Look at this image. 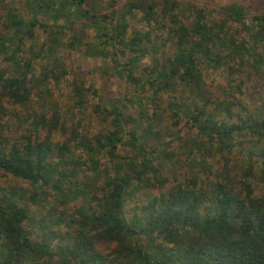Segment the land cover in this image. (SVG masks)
<instances>
[{
  "label": "trees",
  "instance_id": "obj_1",
  "mask_svg": "<svg viewBox=\"0 0 264 264\" xmlns=\"http://www.w3.org/2000/svg\"><path fill=\"white\" fill-rule=\"evenodd\" d=\"M17 3L0 0V112L17 109L20 133H0V176L23 186L0 183V264H264V83L255 109L241 100L248 80L264 78V13L194 0H129L112 12L100 0ZM75 51L110 60L125 84L104 103L73 83L76 108L100 99L94 135L67 127L55 98L63 53ZM208 70L226 73L225 99L205 92ZM165 132L188 161L169 187ZM154 188L139 205L137 193Z\"/></svg>",
  "mask_w": 264,
  "mask_h": 264
},
{
  "label": "rangeland",
  "instance_id": "obj_2",
  "mask_svg": "<svg viewBox=\"0 0 264 264\" xmlns=\"http://www.w3.org/2000/svg\"><path fill=\"white\" fill-rule=\"evenodd\" d=\"M8 2L15 1L16 4L13 7L22 10V4L17 3L19 0H6ZM129 0H100L101 7L103 11H121L124 8V5ZM198 4L208 6L211 10L215 12L221 11V9L227 5L231 4H241L243 5L250 14V17L261 15L264 13V0H194ZM1 5V4H0ZM1 8V6H0ZM2 15L5 14L4 10L0 9ZM141 17V15H140ZM139 17V18H140ZM134 21L133 28L142 29L143 31L148 30V27L144 23H137ZM69 38V37H68ZM156 43V40H155ZM157 45H161L160 42ZM64 61L67 65L68 76L63 81L59 90L55 92L56 102L61 110V114L66 120L67 127L70 128L73 124H81L89 132V135H94L98 133L101 126L97 118L93 115L92 109L95 103L99 102V98L93 93L90 94L89 99L92 104L86 105L83 108H76L73 101H71L72 95V86L73 83L77 82L83 84L86 88L92 87L96 89L99 93V96L103 99L104 103L106 100H116L122 99L125 95V84L124 82L116 75L115 71L111 69V61L104 59H95L93 57H88L82 52H64L63 53ZM153 56H149L143 65L152 64ZM227 75L225 72L208 70L205 77V92L212 97H220L225 99L227 96L223 90L227 85ZM264 83V78H254L253 80H248L243 87L241 100L244 101V104L247 105L250 109H255L259 106L260 102V89L261 85ZM238 94V93H236ZM230 95V94H229ZM6 109L11 112V115H4L0 112V133L7 135L12 141L20 136V133L15 129L14 125V114L17 112L10 104H5ZM164 127H169L171 133L174 131L172 128L170 119L165 116ZM4 125V127H2ZM4 129V131L2 130ZM170 133V132H169ZM182 136H185V133H182ZM64 137H61V133L56 134V140H64ZM164 143L166 150L170 152H175L176 156L174 165L165 163L162 160L161 163V175L164 178L166 187H169L171 183H175V179L179 181L185 180V176L188 174V167L185 157L182 156V145L183 143L178 142L175 137L166 134L164 137ZM164 147V148H165ZM163 151V149H162ZM179 161V162H178ZM0 183L4 185H17L23 186V183L16 182L12 178H4V175L0 176ZM158 189H143L141 192L137 193V199L139 205L146 203L151 197L158 195ZM129 208H132L130 204ZM35 211V208H33ZM49 208H42L38 213V220H42V216L47 214ZM49 223L45 221V224ZM51 227V224L48 225ZM48 230H50L48 228ZM40 235L41 232H40ZM104 248V246L102 247ZM105 250H107L105 248Z\"/></svg>",
  "mask_w": 264,
  "mask_h": 264
}]
</instances>
